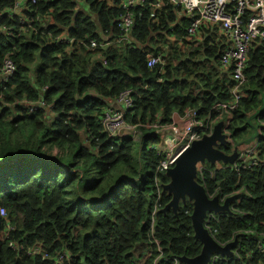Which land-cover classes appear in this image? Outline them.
<instances>
[{
    "label": "trees",
    "instance_id": "trees-1",
    "mask_svg": "<svg viewBox=\"0 0 264 264\" xmlns=\"http://www.w3.org/2000/svg\"><path fill=\"white\" fill-rule=\"evenodd\" d=\"M117 1L35 0L23 14L35 10L47 27L41 30L34 22V33L0 35V60L8 56L15 65L11 78L0 82V208L12 226L5 238L0 217V264H56L53 258L61 252L67 255L64 264H173L172 258L200 252L190 223L191 202H179L174 213L161 211L170 199L161 188L168 180L164 173L154 177L159 157L149 145L157 136L142 125L167 123L173 111L193 107L201 116L212 104L229 99V69L222 70L218 61L225 39L216 28L202 25L196 37L185 41L187 17H176L168 3L152 20L145 5L132 10L131 48L116 42ZM15 2L0 0L1 13ZM1 23L17 30L15 15L3 13ZM60 32L84 42L92 39L97 46L68 49L47 43ZM178 39L181 43L175 45ZM158 52L163 65L146 67L147 55ZM243 74V96L229 125L231 139L238 144L257 138L264 159V128L258 130L264 121V41L251 42ZM126 89L133 92V103L124 119L139 134L135 155L133 140L108 139L100 126L104 100ZM22 99L50 107L29 111ZM15 130L25 141L11 143L8 137ZM42 144L65 151L61 157L45 154ZM117 169L119 176L111 184L107 176ZM141 169L146 171L142 176ZM91 173L94 181L86 183ZM200 181L206 193L217 187L220 196H236L229 203L234 211L216 213L208 225L216 243L236 240L235 253L218 256L212 264H264V251L256 248L264 241V166L238 173L218 169ZM155 182L156 245L146 250ZM8 242L24 248L39 244L47 257L27 256Z\"/></svg>",
    "mask_w": 264,
    "mask_h": 264
},
{
    "label": "built area",
    "instance_id": "built-area-1",
    "mask_svg": "<svg viewBox=\"0 0 264 264\" xmlns=\"http://www.w3.org/2000/svg\"><path fill=\"white\" fill-rule=\"evenodd\" d=\"M107 3H113V0H106ZM35 3V0H16L14 5L6 12L0 11V35L7 37L19 36L25 32H33L36 28L33 27V23L36 22L39 29L43 30L47 27V22L41 20L39 14L35 10H30L32 14L25 15L23 11L27 10L28 5L31 6ZM170 4L175 8L176 17H187L189 19L188 26L182 36L185 41H191L192 38L198 35V29L202 25H206L211 28H216L217 34L225 39V45L221 49L219 55V67L222 70H228L229 79L231 84L228 88L229 99L224 102H217L212 104L206 113L199 116V110L197 107L189 108L182 113L173 111L170 115V120L167 123L159 124L152 122L146 125H142L149 129V131L157 136V141L151 143L149 148L152 149L159 160L154 168V177H157V173H164L171 168L178 157V155L190 146L192 141L199 140L204 136L211 134L214 125L220 123V132L224 138V153L227 155L234 154V159L231 162H223L217 167L208 168L203 164L194 165L195 179L203 180L204 174L207 173L209 177L213 172L218 169H229L235 173L240 170H246L249 168H260L264 166L263 157H259L260 149L258 139H251L244 143L235 144L231 139V132L229 125L233 117V113L238 108L239 101L243 96L242 86L246 81L243 74V68L245 65L246 52L252 41H264V0H152L146 2L145 0H118L117 6L121 9L119 20L117 22V29L119 35L116 42L125 43L129 47L133 48L134 44L130 38V31L133 24V12L132 10L137 7L147 5L148 16L152 20L156 18V13L165 5ZM3 13L11 18L16 16L17 30L10 25L1 23V17ZM50 44H56L70 48L71 46L86 47L93 49L97 46V43L89 39L87 42L83 40H77L72 36H68L64 32H60L54 35L52 38H48ZM181 40L175 41V45H179ZM106 44L102 45L105 46ZM164 60L161 54H148L146 57V67H152L158 65L161 67ZM15 71V65L8 56H4L0 60V82H6L11 78ZM45 86L40 90H44ZM133 92L129 89L121 91L113 99L104 100V105L100 118L101 132L106 138H129L133 141L136 139V126L129 124L125 121V115L131 108L133 103ZM21 104H25L29 111L35 110L37 107H45L48 109L50 106L45 105L42 101H34L32 103L25 100L20 101ZM260 131L264 128V121L259 122ZM127 131L128 134H124ZM260 135V133H258ZM156 180V179H155ZM200 181V182H201ZM200 184L204 191L205 187ZM156 189V198L154 200V206L150 213V220L146 230V250L151 245H156V241L153 239V216L156 211V200L158 196V184H154ZM217 187L212 193H206V196L210 198H217L219 204L228 196H220L217 194ZM230 196V195H229ZM235 196V194L233 195ZM236 198V196H235ZM234 198V199H235ZM233 201V200H232ZM231 201V202H232ZM230 203V202H229ZM227 213L234 211V208L229 205ZM216 213L207 212L203 220V227L206 229L208 235L213 239L212 232L209 228L210 221H216ZM0 217L4 222V234L7 238V233L12 229V226L6 221V213L4 209L0 208ZM214 240V239H213ZM218 244V243H217ZM223 246L224 244H218ZM8 246L15 251L22 250L27 256H38L41 259L47 257L46 252L39 244L31 245L29 247H23L13 242H8ZM235 247V246H234ZM231 250V254L235 253V250ZM256 248L259 252L264 251V241H260L256 244ZM158 251V248H156ZM67 255L64 252L58 253L53 258L56 264H64L63 258ZM160 258V254L153 259L155 263ZM218 258V255L210 257V263ZM173 264H184L178 261V258H172Z\"/></svg>",
    "mask_w": 264,
    "mask_h": 264
},
{
    "label": "water",
    "instance_id": "water-1",
    "mask_svg": "<svg viewBox=\"0 0 264 264\" xmlns=\"http://www.w3.org/2000/svg\"><path fill=\"white\" fill-rule=\"evenodd\" d=\"M124 134H128L124 131ZM216 143L224 145V138L220 132V123L214 125L212 132L199 140L192 141L190 146L182 151L176 158L173 166L165 171L168 181L162 184V191L170 194V199L161 211L169 208L176 212L178 203H183L186 199L191 202L190 223L193 237L201 244L200 252L192 257H178V261L184 264H209L213 255L229 256L236 244V240L218 245L203 227V220L207 212L218 213L228 210V203L234 200L235 196H228L219 204L217 198H208L203 187L196 182L194 165L197 160L206 159L212 162L220 159L223 162H231L234 154L227 155L224 150L215 148Z\"/></svg>",
    "mask_w": 264,
    "mask_h": 264
},
{
    "label": "rangeland",
    "instance_id": "rangeland-1",
    "mask_svg": "<svg viewBox=\"0 0 264 264\" xmlns=\"http://www.w3.org/2000/svg\"><path fill=\"white\" fill-rule=\"evenodd\" d=\"M4 105L6 106V105H10V104L5 103ZM248 130L252 131L250 128H248ZM137 131L138 130L136 129V135H137L136 139H137V141H134L133 144H132V153H133V155H135V153L137 152V148H138V143L137 142H138V139H139V134H138ZM0 137H1V135H0ZM8 138H9L10 141L13 140L11 143H13L15 141H17V142L25 141L24 140V135L19 133L17 130L11 131V133H10ZM37 138H38V135H35L34 138H32V140H36L37 141ZM47 145H49V144H42L40 151L45 153V154H49V155H54V154L58 155L59 154L60 157L63 155V152L65 151L64 149H62V152H59V149L56 146H52L51 144L49 146H47ZM214 147L215 148L218 147V148H220V150H224L223 147H225V146L224 145L223 146L222 145L218 146V144L216 143V145ZM67 160H69V155H67V158L65 157V161H67ZM197 163L198 164H203V165L208 166V167H217V166L221 165L223 162L220 159H214L212 162H210V161H208V160L203 158V159L197 160ZM118 170L119 169L111 170L109 172V174L107 176V179H108V181L111 184H113L115 179L119 176L118 175V173H119ZM139 172H140V176H142L143 174L146 173V171L143 170V169H141ZM93 176H94V174L91 173V177H89L87 179L86 183H89L90 181H94V179L92 178ZM167 180H168V177H167Z\"/></svg>",
    "mask_w": 264,
    "mask_h": 264
}]
</instances>
